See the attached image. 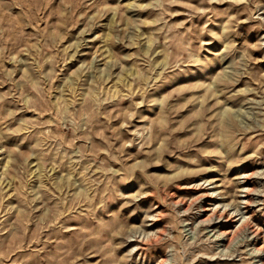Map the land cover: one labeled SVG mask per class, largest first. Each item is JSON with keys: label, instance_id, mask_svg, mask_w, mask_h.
<instances>
[{"label": "rangeland", "instance_id": "1", "mask_svg": "<svg viewBox=\"0 0 264 264\" xmlns=\"http://www.w3.org/2000/svg\"><path fill=\"white\" fill-rule=\"evenodd\" d=\"M0 264H264V0H0Z\"/></svg>", "mask_w": 264, "mask_h": 264}]
</instances>
